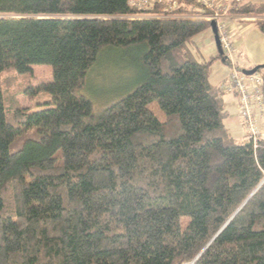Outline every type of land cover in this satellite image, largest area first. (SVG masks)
<instances>
[{
  "label": "trees",
  "instance_id": "1",
  "mask_svg": "<svg viewBox=\"0 0 264 264\" xmlns=\"http://www.w3.org/2000/svg\"><path fill=\"white\" fill-rule=\"evenodd\" d=\"M138 14L129 0H0V264H264V119L256 141L229 132L192 44L211 23ZM107 49L135 83L95 113L82 92ZM33 65L51 81L22 93L50 98L30 111L12 88ZM108 121L113 144L94 131Z\"/></svg>",
  "mask_w": 264,
  "mask_h": 264
},
{
  "label": "built area",
  "instance_id": "2",
  "mask_svg": "<svg viewBox=\"0 0 264 264\" xmlns=\"http://www.w3.org/2000/svg\"><path fill=\"white\" fill-rule=\"evenodd\" d=\"M197 8L190 16H177L173 13L178 8V0H129V6L141 14L131 16L132 20L141 19H171V20H200L214 23L223 57L231 62L234 55L231 34L228 30L227 16L235 14L240 18L250 17L236 13L243 0H192ZM160 6L161 13L152 14L146 11ZM254 19H257L256 17ZM264 69L246 76L240 70L232 68L218 89L223 94L236 97L238 116L247 137L256 141L263 134L264 105L262 85Z\"/></svg>",
  "mask_w": 264,
  "mask_h": 264
},
{
  "label": "rangeland",
  "instance_id": "3",
  "mask_svg": "<svg viewBox=\"0 0 264 264\" xmlns=\"http://www.w3.org/2000/svg\"><path fill=\"white\" fill-rule=\"evenodd\" d=\"M251 16L264 20V14L253 13ZM217 54L220 51L216 48ZM129 56V55H128ZM208 56V55H207ZM205 56L206 59L208 57ZM201 60V58H198ZM127 60V59H126ZM125 60V53L119 49H107L99 54L95 65L89 71L85 87L82 94L93 104L94 111L99 112L105 107L116 102L118 99L125 96L135 83V75L131 65ZM218 62L225 63L223 60ZM51 81V68L47 65H33L32 71L20 76H17L16 82L13 85L12 91H16L15 102L23 109L30 111L45 108V102L49 100L48 95H43L41 98L28 97L22 93V89L29 86H36L41 82ZM144 93V92H143ZM36 103H44L37 105ZM151 109L159 118H163L156 105H151ZM241 125V123H240ZM113 129L112 121L105 122L94 128L95 134L99 141L107 144H113ZM243 127L239 126L238 137L232 134L240 144L244 142ZM245 134V133H244Z\"/></svg>",
  "mask_w": 264,
  "mask_h": 264
},
{
  "label": "crops",
  "instance_id": "4",
  "mask_svg": "<svg viewBox=\"0 0 264 264\" xmlns=\"http://www.w3.org/2000/svg\"><path fill=\"white\" fill-rule=\"evenodd\" d=\"M243 4L262 5L264 4V0H243ZM244 16L250 17V19L240 18L235 14H229L227 16V27L231 34L234 47V55L231 62H218L220 60L217 59L218 54L216 48L218 49V45L211 29L203 31L192 39L197 61L204 63L212 60L208 80L214 89L225 81L233 67L240 71L252 69H259L258 71H261L264 69V34L255 24L256 21L263 19H258L257 17V19H254L255 17L251 15ZM198 58H201V60ZM222 101L224 109L228 113L225 124L231 135L233 133L236 135L239 126L242 125L238 116L236 97L232 94H223ZM243 136L245 142L244 132Z\"/></svg>",
  "mask_w": 264,
  "mask_h": 264
},
{
  "label": "water",
  "instance_id": "5",
  "mask_svg": "<svg viewBox=\"0 0 264 264\" xmlns=\"http://www.w3.org/2000/svg\"><path fill=\"white\" fill-rule=\"evenodd\" d=\"M210 27H211V31L213 32V34L215 36V39H216V42H217V45H218V49L220 51V54H222V51H221V48H220V44H219V40H218V36H217V32H216L215 24L214 23H211L210 24ZM257 71H258V69H252V70H244V71H241V72L244 75L249 76V75H252V74L256 73Z\"/></svg>",
  "mask_w": 264,
  "mask_h": 264
}]
</instances>
